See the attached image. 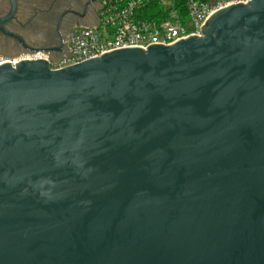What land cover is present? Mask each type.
Segmentation results:
<instances>
[{
    "label": "water",
    "instance_id": "1",
    "mask_svg": "<svg viewBox=\"0 0 264 264\" xmlns=\"http://www.w3.org/2000/svg\"><path fill=\"white\" fill-rule=\"evenodd\" d=\"M36 49L3 28L26 51ZM0 264H264V0L203 37L0 66Z\"/></svg>",
    "mask_w": 264,
    "mask_h": 264
},
{
    "label": "built area",
    "instance_id": "2",
    "mask_svg": "<svg viewBox=\"0 0 264 264\" xmlns=\"http://www.w3.org/2000/svg\"><path fill=\"white\" fill-rule=\"evenodd\" d=\"M251 1L101 0L98 22L73 28L66 36L63 51H25L13 59L0 58V66L45 60L52 71H58L120 49L174 45L191 36L203 37L205 22L217 11Z\"/></svg>",
    "mask_w": 264,
    "mask_h": 264
},
{
    "label": "flooded vegetation",
    "instance_id": "3",
    "mask_svg": "<svg viewBox=\"0 0 264 264\" xmlns=\"http://www.w3.org/2000/svg\"><path fill=\"white\" fill-rule=\"evenodd\" d=\"M91 0H16L17 10L14 17L3 24V28L20 36L26 45L40 49L46 47H59L62 40L56 31L57 22L66 11L74 10L82 14L85 5ZM101 0H95L87 5L84 17L74 13L65 14L60 22L59 31L64 39L70 31L78 26L87 27L98 22V11ZM3 2V1H1ZM8 8H0V18L5 17L11 10L9 0ZM0 42L6 46L13 45L20 55L25 52L23 45L6 36L0 30Z\"/></svg>",
    "mask_w": 264,
    "mask_h": 264
},
{
    "label": "rangeland",
    "instance_id": "4",
    "mask_svg": "<svg viewBox=\"0 0 264 264\" xmlns=\"http://www.w3.org/2000/svg\"><path fill=\"white\" fill-rule=\"evenodd\" d=\"M3 1V2H1ZM6 10L8 8L7 0H0V8ZM19 54L18 50L14 49L13 45L6 46L4 43L0 42V58L13 59Z\"/></svg>",
    "mask_w": 264,
    "mask_h": 264
}]
</instances>
